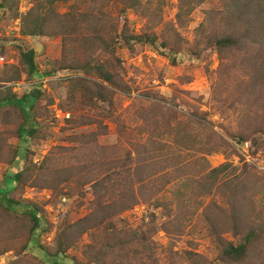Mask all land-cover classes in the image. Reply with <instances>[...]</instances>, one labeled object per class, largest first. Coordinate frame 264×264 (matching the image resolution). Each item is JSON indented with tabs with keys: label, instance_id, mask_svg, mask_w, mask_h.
I'll use <instances>...</instances> for the list:
<instances>
[{
	"label": "rangeland",
	"instance_id": "rangeland-1",
	"mask_svg": "<svg viewBox=\"0 0 264 264\" xmlns=\"http://www.w3.org/2000/svg\"><path fill=\"white\" fill-rule=\"evenodd\" d=\"M190 2L178 17L179 0H0V100L37 97L24 159L16 154L23 115L0 108V189L20 169L8 197L41 217L32 236L29 217L0 206V264H53L45 252L54 253L60 233V264L87 263L88 250L100 264H141L142 236L156 264H220L217 242L242 240L228 217L234 210L238 233H257L243 264H264V117L241 125L238 109L217 102L247 49L212 46L228 27L222 0ZM66 19L76 25L64 26ZM92 29L113 51L101 44L98 52ZM128 34L154 35L156 45L128 48ZM23 44L35 52L36 77L21 61ZM96 56L113 85L74 69ZM224 164L215 185L200 190ZM177 228L180 235L170 234Z\"/></svg>",
	"mask_w": 264,
	"mask_h": 264
},
{
	"label": "trees",
	"instance_id": "trees-1",
	"mask_svg": "<svg viewBox=\"0 0 264 264\" xmlns=\"http://www.w3.org/2000/svg\"><path fill=\"white\" fill-rule=\"evenodd\" d=\"M222 1L225 16L224 19L226 20L228 27L225 31L226 33H223L220 36L212 39V46L215 47L218 52L241 51L242 48H244L243 50L247 49L249 51H245L244 58L246 59V62L244 63V67L241 68V73L239 74V76H235L231 80H229L227 77L223 79L222 85H220V89L218 90V92L224 94L225 97L223 99H218L217 102L219 103L220 108H222V106H226L228 109H238L240 111L239 124L242 125L249 124L251 122H257L255 118L259 115V113L263 114L262 116L264 117V0ZM190 3V0H179L180 13H178V17H181V12H189ZM63 18L65 19V17ZM67 20L69 19L64 20V26L71 27L72 25H76L75 21L73 22ZM42 22L43 25H45V19H42ZM41 32L42 31H40V29H37V31H33L34 35H39L41 34ZM92 32V41L94 44L98 45V52L102 51V49L100 48L101 44L105 45V48H107L106 50H109V48L112 49V47L107 46L102 39L98 38L96 31H93L92 29ZM62 41L63 47L64 49H66L67 39L63 38ZM123 41L128 48H131L132 42H142L152 47L156 45V37L149 34H128L124 36ZM161 45L164 46L163 42L161 43ZM253 51H259L260 53H263V56H257L256 54L252 53ZM20 57L23 65L26 68L28 76L31 78L36 77L39 73L35 64V52L29 45L23 44L21 46ZM66 66L69 68L68 65ZM74 69L77 71H81L84 74H91L105 85H113L116 78L107 63L99 60V57L97 56L88 58V60L80 64H76ZM36 99L37 97L34 95H24L21 98L13 96L0 100V108L7 106L17 108L21 111L24 118L23 124L17 129L19 148L16 154L18 159L25 158L27 144L36 132V127L33 124L31 115V110L33 109V105ZM258 126L264 128V125L259 124ZM261 132L263 134L262 130ZM245 138L246 137H242L241 135H238L236 137L240 144L245 142ZM221 145L226 146V143L222 139ZM227 168L228 165L224 164L209 171L202 180H205V183L203 182L201 184H198L200 186V190L204 189L207 183H211V186L215 185V181L218 176H220L221 174L224 175ZM21 176L22 171L20 169H17L15 172H13L12 175L5 177V189H0V206L5 211L21 213L29 217L31 224L30 234L34 236L41 227V217L38 215L37 208L29 205H22L20 202L14 201L8 197L9 193L20 181ZM149 176L150 174H148V177ZM148 177L141 179V182L147 180ZM108 179L110 178H106V181ZM99 183L101 188L105 187L102 182ZM222 184L227 185V182L223 181ZM237 187H239V182L230 185V188H232L230 198L233 201L236 199L237 192L235 191L237 190ZM228 217L230 218V223L234 228V236L241 235L242 240L237 244H233L232 242H224L218 239L220 240L219 242H217L219 246L218 260L220 264H243L248 258V253L251 249L253 241L257 238V233L255 232L253 227H248V230L245 233H238L239 216L235 210L232 211V213H230ZM104 218L106 219L107 215H105ZM77 226L79 229V224H77ZM180 232V229L177 228L174 229V231H172V233L170 234L177 236L180 235ZM57 239L58 244L54 253L45 252V256L53 264H60L58 259L63 258L66 255L65 249L67 247V243L65 242V234H58ZM139 240L142 246V253L139 254L141 255L140 257H143L142 259H139V257H137V254H135L139 262L143 264L144 261L148 260L151 264H156L152 248L147 245L146 238L142 236ZM86 257L88 258L87 263L76 264H100L97 262L96 256L94 257V259H92L90 250H88ZM188 258L190 264H197L196 260L190 257Z\"/></svg>",
	"mask_w": 264,
	"mask_h": 264
}]
</instances>
